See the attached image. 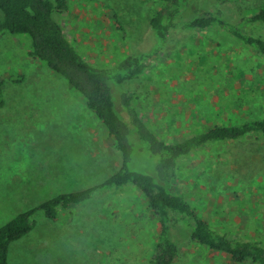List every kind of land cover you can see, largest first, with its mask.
I'll use <instances>...</instances> for the list:
<instances>
[{
    "label": "rangeland",
    "instance_id": "1",
    "mask_svg": "<svg viewBox=\"0 0 264 264\" xmlns=\"http://www.w3.org/2000/svg\"><path fill=\"white\" fill-rule=\"evenodd\" d=\"M162 1L67 0L68 9L54 14L97 66L151 54L142 76L111 83L116 110L131 128L130 169L157 181L160 157L122 114L125 89L134 94L146 125L166 141L240 121L242 111L264 117V55L218 26L184 25L219 10L231 23H242L264 0H187L166 41L151 27ZM244 28L264 38V23ZM29 45V35H0V226L60 193L104 181L122 163L103 121L67 79L26 55ZM240 97L245 107L234 109ZM162 183L218 231L264 244V136L206 144ZM145 201L134 185L116 186L95 191L55 219L39 211L32 231L12 243L9 264H148L158 226ZM190 225L173 214L172 238L179 245L174 264H240L193 240Z\"/></svg>",
    "mask_w": 264,
    "mask_h": 264
},
{
    "label": "trees",
    "instance_id": "2",
    "mask_svg": "<svg viewBox=\"0 0 264 264\" xmlns=\"http://www.w3.org/2000/svg\"><path fill=\"white\" fill-rule=\"evenodd\" d=\"M186 4L187 0L162 1L151 19V27L157 37L165 41L168 39L182 7ZM68 6L67 0H0V35H29L31 45L28 46L26 55L46 63L84 97L87 105L94 110L114 138L122 155V163L104 181L84 189L60 193L28 211L19 213L0 226V264H9L12 243L32 231L37 212L42 211L48 218L55 219L61 210L80 205L89 200L97 190L116 186L124 188L127 185H134L144 194L146 206L157 222L158 235L148 264L175 263L179 245L172 238L173 214L189 219L191 236L200 244L227 254L236 263L264 264V244L261 241L218 231L206 218L198 214L184 195L162 183L176 177L180 161L206 144L237 141L252 134L264 136V117L242 111L240 121L213 124L195 130L185 139L166 141L146 125L134 102V94L130 89H125L122 93L125 107L122 114L129 122L136 124L140 137L148 142L150 151L160 157L157 172L161 181H157L150 174L130 169L133 153L131 128L116 110L114 90L117 95L118 93L111 80L124 84L129 79L139 78L147 70L151 54H128L107 67L91 63L84 58L54 16L55 12L68 9ZM257 22L264 23V6L242 23H231L219 10L205 12L186 21L184 25L198 29L218 26L264 55V38L244 28L245 24ZM23 39L26 38H21L22 43ZM2 88L0 83V105L4 104ZM233 103L234 109L245 107L242 97Z\"/></svg>",
    "mask_w": 264,
    "mask_h": 264
}]
</instances>
